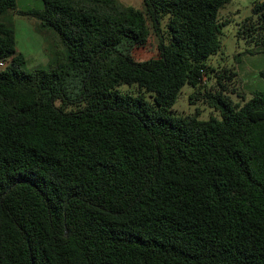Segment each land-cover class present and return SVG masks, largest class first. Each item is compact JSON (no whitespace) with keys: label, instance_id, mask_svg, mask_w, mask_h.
Here are the masks:
<instances>
[{"label":"trees","instance_id":"1","mask_svg":"<svg viewBox=\"0 0 264 264\" xmlns=\"http://www.w3.org/2000/svg\"><path fill=\"white\" fill-rule=\"evenodd\" d=\"M141 2L20 11L57 39L27 69L0 0V264H264V90L233 103V72L214 73L218 117L171 108L213 72L227 0ZM251 10L237 32L264 50V0ZM151 32L156 55L133 58Z\"/></svg>","mask_w":264,"mask_h":264},{"label":"rangeland","instance_id":"2","mask_svg":"<svg viewBox=\"0 0 264 264\" xmlns=\"http://www.w3.org/2000/svg\"><path fill=\"white\" fill-rule=\"evenodd\" d=\"M118 1L142 6L141 0ZM252 2L253 0H227L218 8L217 21L221 29L219 47L206 58L213 72L208 76L202 75L199 92L197 88L186 83L180 87L171 104L174 112L179 114L196 112L198 118H206L210 114L218 117V111L207 104L200 96V92L216 89L218 87L215 82L216 75H227L229 71L233 74L218 78L224 84L223 93L231 102L242 103L254 91L264 90V76L260 74L264 69V50L260 44L247 41L237 32L241 19L254 16L251 10ZM41 7L42 0H15L14 8L8 12L14 31L15 50L23 56L24 67L27 69L36 66L47 67L51 57L49 47L52 51L57 40L52 32L36 27L37 19L34 16L20 12ZM129 53L135 59L156 55V36L151 32L144 45L131 47ZM117 87L122 92L132 94L138 92L134 83H121ZM140 90L146 96V91ZM190 94L193 95L191 98H189Z\"/></svg>","mask_w":264,"mask_h":264},{"label":"built area","instance_id":"3","mask_svg":"<svg viewBox=\"0 0 264 264\" xmlns=\"http://www.w3.org/2000/svg\"><path fill=\"white\" fill-rule=\"evenodd\" d=\"M9 59V58H8ZM5 63V60H0V67L3 66Z\"/></svg>","mask_w":264,"mask_h":264}]
</instances>
